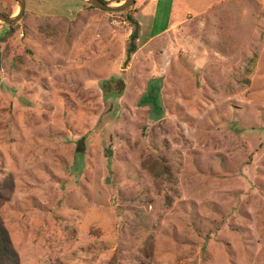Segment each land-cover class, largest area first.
I'll list each match as a JSON object with an SVG mask.
<instances>
[{
	"label": "rangeland",
	"instance_id": "1",
	"mask_svg": "<svg viewBox=\"0 0 264 264\" xmlns=\"http://www.w3.org/2000/svg\"><path fill=\"white\" fill-rule=\"evenodd\" d=\"M0 44L21 264H264V0H26Z\"/></svg>",
	"mask_w": 264,
	"mask_h": 264
},
{
	"label": "trees",
	"instance_id": "2",
	"mask_svg": "<svg viewBox=\"0 0 264 264\" xmlns=\"http://www.w3.org/2000/svg\"><path fill=\"white\" fill-rule=\"evenodd\" d=\"M105 3H110L109 1L102 0ZM120 2V1H119ZM128 21L130 24H132V31L129 36V42L127 45V57L126 60L124 61V64L127 65L130 60L132 55L138 50L139 44L138 41L140 39V34H141V25L139 21L134 18V16H128ZM2 69V50H1V44H0V71ZM84 139L81 138L78 141V147H81L83 145ZM108 154L111 155V151L109 150ZM108 155V157L110 156ZM164 162H167L165 158L162 159ZM162 173L166 179V182L168 183H173L174 182V175L171 170V168L166 165L163 166L162 168ZM157 176V174H155ZM164 179V181H165ZM163 182H160L158 184L159 189H162V186L164 184ZM13 183L12 180L5 176L4 178H0V192L2 193V189H12ZM6 200V197L4 196L3 198H0V205L4 203ZM171 196H168V201L166 202V206L169 207L171 205ZM0 264H21L19 255L14 247L11 235L9 233L8 228L6 227L1 213H0Z\"/></svg>",
	"mask_w": 264,
	"mask_h": 264
},
{
	"label": "water",
	"instance_id": "3",
	"mask_svg": "<svg viewBox=\"0 0 264 264\" xmlns=\"http://www.w3.org/2000/svg\"><path fill=\"white\" fill-rule=\"evenodd\" d=\"M17 1L19 3V8L17 12H15L14 14L7 15L0 12V20L7 25L19 21L24 16L26 10V0H17ZM88 1L97 8L109 12L123 11L128 9L129 7H132L135 4V0H122L118 2L116 5H114L113 3H105L102 0H88Z\"/></svg>",
	"mask_w": 264,
	"mask_h": 264
},
{
	"label": "crops",
	"instance_id": "4",
	"mask_svg": "<svg viewBox=\"0 0 264 264\" xmlns=\"http://www.w3.org/2000/svg\"><path fill=\"white\" fill-rule=\"evenodd\" d=\"M119 1H122V0H109L110 3H118Z\"/></svg>",
	"mask_w": 264,
	"mask_h": 264
}]
</instances>
